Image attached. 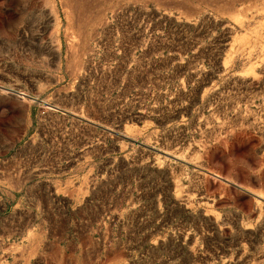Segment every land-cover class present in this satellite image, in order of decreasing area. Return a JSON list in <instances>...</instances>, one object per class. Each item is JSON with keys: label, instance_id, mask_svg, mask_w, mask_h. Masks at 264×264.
<instances>
[{"label": "rangeland", "instance_id": "374dc122", "mask_svg": "<svg viewBox=\"0 0 264 264\" xmlns=\"http://www.w3.org/2000/svg\"><path fill=\"white\" fill-rule=\"evenodd\" d=\"M0 264H264V0H0Z\"/></svg>", "mask_w": 264, "mask_h": 264}]
</instances>
